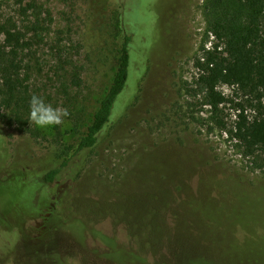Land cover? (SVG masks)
<instances>
[{"label":"rangeland","instance_id":"1","mask_svg":"<svg viewBox=\"0 0 264 264\" xmlns=\"http://www.w3.org/2000/svg\"><path fill=\"white\" fill-rule=\"evenodd\" d=\"M111 2L0 0V26L11 22L27 44L20 54L27 96L36 94L70 113L61 125L33 124V135L0 121L2 200L18 202L11 211L0 205V264H110L102 259L103 249L81 244L84 225L117 243L111 255L119 263L186 264L205 251L186 235L187 220L196 224L197 240L210 247L207 256L216 263L264 264L262 161L246 157L228 134L236 115L230 105L219 115L227 131L210 132L208 107H193L199 97L191 99L182 89L197 75L199 50L215 43L203 14L205 0H115L125 7L140 71L146 60L144 79L134 86L132 68L125 88H131L130 107L114 115L81 161H72L79 164L75 176L66 178L71 172H65L36 205L45 197L42 175L59 167L58 141L73 142L112 83L117 56L109 38ZM219 91L233 102L246 99L227 86ZM243 104L251 117L254 109ZM208 180L230 198L205 200L212 191L202 185ZM195 186L202 195L193 200L194 211L182 212L191 207L184 200ZM56 210L68 217L65 233L50 224ZM233 226L247 233L233 234ZM232 241L245 245L238 244L237 252ZM246 246L249 253L243 252Z\"/></svg>","mask_w":264,"mask_h":264},{"label":"trees","instance_id":"2","mask_svg":"<svg viewBox=\"0 0 264 264\" xmlns=\"http://www.w3.org/2000/svg\"><path fill=\"white\" fill-rule=\"evenodd\" d=\"M113 1L114 3L111 2L110 7L108 6L112 11L109 17V38L117 56L116 71L112 83L86 127L83 130L73 131V142L64 144L58 141L59 150L54 157L56 161H60L59 167L50 169L42 175L43 187L40 194H45V197H41L40 203H36V205L42 204L48 198L47 186L64 175L65 172H71L66 178L71 179L75 176L79 170V164L72 161H81L80 157L96 146L98 135L110 123L114 115L124 112L130 107L129 90L131 88H125L132 68L136 72L132 74V76L134 75V86H136V82L139 84L144 79L143 74L147 63L145 60L144 70L140 71L138 63L133 62L132 34L124 20L125 7L123 9L122 3ZM19 2L21 3L22 0ZM28 7L31 6L28 5ZM203 14L208 32L215 43L208 50L201 48L197 53L193 63L197 75L192 82L184 83L182 88L184 95L194 100L199 97L197 103L192 105L193 107L198 105L201 108L208 107L210 116L207 129L210 132L214 129L227 131V126L219 118V115L223 106L230 105L236 115L228 134L231 139L238 142L246 157L253 158V162L260 159L261 166H264V0H205ZM0 35L2 36V45H0V121L2 124L14 126L20 133L33 135L35 131L32 127L33 124L28 121L30 107L27 101L30 96H27V88L21 79L24 68L20 54L27 44L24 41V35L11 22L8 25L0 26ZM74 79L76 80L73 81V84L79 85L78 78ZM220 86H227L233 88L235 92L242 93L246 97L243 103L253 108L254 114L248 117L245 114L244 104L228 99L219 91ZM188 106L190 107L191 104ZM208 181L202 185L210 187L212 191L204 193L205 200L220 199L221 195L230 198V192H217L210 185L213 180ZM11 185L16 186L13 182H10ZM2 186H0L1 207H7L10 211L13 208L16 209L17 201L2 200L4 195ZM194 189L195 192L190 193L189 199L186 197L184 200L191 204V207H183L182 212L194 211L192 202L197 196L202 195L197 186ZM67 220L68 217L56 210L50 218V224L58 226L59 231L65 233L62 231V227ZM185 224L186 235L195 239L205 250L201 258L189 259L186 264H227L225 260H217L216 263L209 258L207 253L210 247L205 245L204 241L200 243L197 240L198 236L201 237V233L196 224L191 220L185 221ZM229 230L233 234L241 236L247 233V230L240 226H233ZM82 234L84 241L81 240V244L83 242L86 245L90 243L98 249H103L104 257L107 258L102 256V259L107 260L110 264H126L113 259L112 251L118 248L114 240L100 232L89 230L85 225ZM73 236L79 237L78 235ZM231 244L237 252L240 249L238 244L245 245L238 241H232ZM243 250L244 253L250 251L248 246ZM147 261L151 263V261Z\"/></svg>","mask_w":264,"mask_h":264},{"label":"clouds","instance_id":"3","mask_svg":"<svg viewBox=\"0 0 264 264\" xmlns=\"http://www.w3.org/2000/svg\"><path fill=\"white\" fill-rule=\"evenodd\" d=\"M29 107V123L41 128L61 125L64 119L70 115L66 108L53 107L50 103H46L43 97L36 94L31 96Z\"/></svg>","mask_w":264,"mask_h":264}]
</instances>
